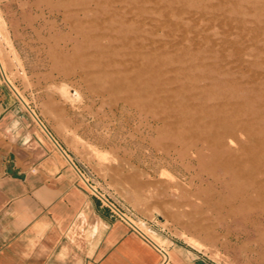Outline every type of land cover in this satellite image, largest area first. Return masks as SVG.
<instances>
[{"label": "rangeland", "instance_id": "1", "mask_svg": "<svg viewBox=\"0 0 264 264\" xmlns=\"http://www.w3.org/2000/svg\"><path fill=\"white\" fill-rule=\"evenodd\" d=\"M234 2L0 0V67L32 111L1 72L0 94L41 128L34 112L93 187L160 245L173 241L217 264H264L259 242L264 232L245 222L249 212L233 215L229 208L213 210L207 203L239 193L246 181L241 172L251 177V170L237 168L231 174L211 166L208 149L178 140L160 120L169 115L185 123L190 118L199 124L193 132H226L205 111L213 101L190 91L193 77L208 62L218 65L219 74L232 70L241 93L252 88L250 81L264 80V58L256 52L264 47V34L257 39L252 31L259 25L254 7ZM260 25L264 28V22ZM195 53L202 55L198 67L191 66ZM132 58L143 66L154 64L158 73L137 76ZM118 83L140 84L145 93L117 89ZM192 103L199 108L191 109ZM179 127L176 134L188 135L185 124ZM238 139L226 136L232 149L246 141L245 134L238 131ZM200 149L203 166L194 160ZM226 185L232 189L221 198L217 192Z\"/></svg>", "mask_w": 264, "mask_h": 264}, {"label": "crops", "instance_id": "2", "mask_svg": "<svg viewBox=\"0 0 264 264\" xmlns=\"http://www.w3.org/2000/svg\"><path fill=\"white\" fill-rule=\"evenodd\" d=\"M51 141L0 94V264H217L140 231Z\"/></svg>", "mask_w": 264, "mask_h": 264}, {"label": "bare ground", "instance_id": "3", "mask_svg": "<svg viewBox=\"0 0 264 264\" xmlns=\"http://www.w3.org/2000/svg\"><path fill=\"white\" fill-rule=\"evenodd\" d=\"M231 2L235 3L234 0H231ZM238 2L241 3V4H237L240 7L243 3L248 4V6L254 7L253 17L258 21L259 25H258V27H255V29H252V31L255 32L254 36L257 37V39H261L260 37L263 36L262 34H264V28H262V26L260 25V24H263V22H264L261 19L263 12H264V0H237V3ZM236 10H239V9H236ZM250 16H252V15H250ZM261 40L264 41V38ZM256 52H257L258 58H260V57L262 59L264 58L263 57L264 56V47H259V49H257ZM140 56H142V55H140ZM195 56H193L194 62L191 63V66L198 67L201 64V62L196 60V59L202 57V55H201V53H198V54L195 53ZM133 61H134V65H136V67H138L137 68L138 69L137 76L138 75L140 76L143 71H149L153 74L158 73V67H154L155 66L154 64L143 66L139 62H135L136 61L135 59H133ZM207 62H208V60H207ZM127 63H129V62H127ZM207 65L208 66H205L207 68H205V71L203 73H200L197 76L193 75L194 77L193 76L188 77V78L193 77V82L195 83L194 87H192V85H191L192 88L190 89V91L194 95V97H197V98L200 97V98H204L206 100H212L213 101V104H212L213 106L209 109H205V111L210 116L212 122L214 124H218V125L223 126L226 129V132L224 134H215L213 136L203 134L200 131L199 132H193L192 129L197 127L199 124H197L195 121H192V120L190 121L189 120L190 118H187V120H189V122L186 120L185 123L182 122V118L176 116L175 118L173 117L174 119L172 120V118L169 115L160 118V120L164 123V126L167 128V130L170 132V134L176 135V138L178 140L183 141V142L187 141L188 143L191 142L189 144L187 142H185L189 146L192 144L197 145L198 143H201L203 145V149L204 148L208 149L209 150L208 152L210 153V159L213 163V165H211V166H220V167L223 166L226 171H231V174H232V172L237 173L235 171L237 168L243 169L245 167H248V169L251 170V177H250V175H248L244 171L241 172V174L244 176V179H246V181L245 182L242 181L244 183L241 184V189H240L239 193H237V194L232 193V195L225 197V195H224V192H226L225 190L232 189L231 187H229L230 185H228V186L226 185L225 187L223 186V188L217 192V195L219 197H221V198L223 196L225 197V198H223L222 202L219 201L220 203H213L211 201H208L207 203H208V206L213 210L214 209L218 210L221 208H223V209L229 208V211L232 212L233 215H236L240 211L249 212L250 216L248 218L247 217L245 218V222L248 223V225H251L252 229L255 232H259L260 228L264 232V80L257 81V82H256V80L254 82L250 81V83H252L251 84L252 88L250 90H248L246 93H241V90L237 86V82L234 78L235 74L233 75L232 70L225 71L224 74H219V73H217L218 71H220L218 69L219 68L218 65L212 64L210 62H208ZM199 68H202V67H199ZM184 69H186V68H184ZM177 72H179V71H177ZM145 76H147V74ZM148 76H149V74H148ZM149 77H148V79H149ZM163 77H166V76H163ZM148 79H147V81H148ZM154 79H155V77H154ZM178 80H179V78H178ZM180 80H181V78H180ZM120 83L115 84L114 85L115 88L118 89V88L122 87V88H126L128 90L131 89V92L133 90V92H137V93H141V94H143V92L145 93V91H144L145 89L143 90V87L140 84H133V83H131V84H129V83L120 84ZM202 83H203V85H202ZM176 84H179V83H176ZM156 85H157V83H156ZM182 85H184V84H182ZM165 87H167V86H165ZM144 88H146V87H144ZM128 92H126V93H128ZM159 94H161V93H159ZM165 94H167V93H165ZM183 94H185V93H183ZM127 97H129V96H127ZM125 100H126V97H125ZM165 100H167V99H165ZM183 101H185V99H183ZM127 102H129L130 105L135 106V104L132 101H130L129 99L127 100ZM180 103L178 105H180ZM185 104H186V102H185ZM181 106H183V105H181ZM189 107L191 109L195 110V109L199 108V105L192 103V104H190ZM176 110L177 109H175V111ZM173 113H174V111H173ZM178 113H179V111H178ZM179 114H181V113H179ZM190 114H192V113H190ZM183 118H185V117L183 116ZM193 119H195V118H193ZM35 121L37 122L36 119H35ZM128 124H130V123L128 122ZM183 124H185L186 129L189 131V133L185 132L188 135L176 134V132L178 131L177 128H180L179 125H183ZM41 129L44 131V129L42 127H41ZM157 131H159V130L157 129ZM160 131H161V128H160ZM238 131H241L243 134H245L246 141H240L238 148L232 149L229 147V145L226 141V136L228 135V136L232 137V139L239 141ZM227 139L229 140V138H227ZM55 146H56V144H55ZM203 151L204 150H201V149L198 150V154L194 159L198 164H200V163L202 164V159L204 158V152ZM190 166H192V165H190ZM202 166H203V164H202ZM208 169H209V167H208ZM196 172H197V170H196ZM224 174H226V173H224ZM194 178H195V176H194ZM93 188L96 189L95 187H93ZM102 197L105 198L104 195H102ZM236 201H237V205L234 204V202H236ZM202 204H203V202H202ZM125 217H127L128 221L131 224H133L134 226H136L137 228H139L141 230V228L138 226V223L134 219H132L131 217H129L127 215H125ZM259 242L264 247V237H262ZM169 257H170V254H169V252H167V258H166L165 264H168V262L170 260Z\"/></svg>", "mask_w": 264, "mask_h": 264}, {"label": "water", "instance_id": "4", "mask_svg": "<svg viewBox=\"0 0 264 264\" xmlns=\"http://www.w3.org/2000/svg\"><path fill=\"white\" fill-rule=\"evenodd\" d=\"M0 72H1V74H2V76L4 77V79H5V82L10 86V88L15 92V94L17 95V97L21 100V102L25 105V107H27L28 109H30L31 111H32V109L30 108V106L28 105V104H26L25 102H23V100H22V98H21V96L19 95V93L17 92V91H15V89H14V86L6 79V75H5V73L3 72V70L1 69V67H0ZM32 115L34 116V118L37 120V122L40 124V126L44 129V131L47 133V135L51 138V140L56 144V146L58 147V149L60 150V151H62L66 156H67V158H68V160L72 163V165L76 168V169H78V167H77V165L72 161V159L68 156V154L66 153V151L62 148V146L60 145V143L55 139V137L52 135V133L48 130V128L43 124V122L40 120V118H38V116L33 112L32 113ZM78 171H79V174L81 175V177L84 179V181L86 182V184L94 191V192H96L97 194H99L100 196H102L101 195V193L98 191V190H96V189H94L93 188V185L85 178V176H84V174L78 169ZM103 198V197H102ZM107 202H109L115 209H116V211L119 213V214H121V215H123L124 216V214H123V212L121 211V210H119L114 204H112L110 201H108V199L107 198H104Z\"/></svg>", "mask_w": 264, "mask_h": 264}, {"label": "built area", "instance_id": "5", "mask_svg": "<svg viewBox=\"0 0 264 264\" xmlns=\"http://www.w3.org/2000/svg\"><path fill=\"white\" fill-rule=\"evenodd\" d=\"M113 204V203H112ZM133 225V224H132ZM136 227V226H135ZM137 228V227H136ZM139 229V228H138ZM140 230V229H139ZM141 231V230H140ZM162 254H163V262L162 264L166 263V258H167V251L165 249H162Z\"/></svg>", "mask_w": 264, "mask_h": 264}]
</instances>
